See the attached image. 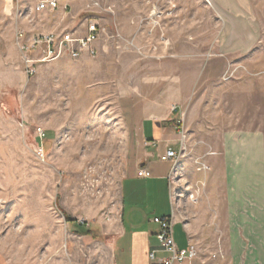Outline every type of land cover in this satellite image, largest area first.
Masks as SVG:
<instances>
[{
    "label": "rangeland",
    "instance_id": "rangeland-1",
    "mask_svg": "<svg viewBox=\"0 0 264 264\" xmlns=\"http://www.w3.org/2000/svg\"><path fill=\"white\" fill-rule=\"evenodd\" d=\"M66 2L70 13L38 16L0 0V264H121L120 225L170 205L167 185L149 197L143 180L122 184L146 158L147 106H177L184 163L205 155L211 166L201 216L226 231L240 165L226 175L225 146L264 157V0ZM87 16L108 29L98 56L34 64L29 77L17 30L61 32Z\"/></svg>",
    "mask_w": 264,
    "mask_h": 264
},
{
    "label": "crops",
    "instance_id": "crops-1",
    "mask_svg": "<svg viewBox=\"0 0 264 264\" xmlns=\"http://www.w3.org/2000/svg\"><path fill=\"white\" fill-rule=\"evenodd\" d=\"M147 107V116L142 119L141 133L148 140V148L146 158L141 162L139 169L149 170L152 176L141 178L132 172L122 184L143 180L149 197L161 196L167 185L170 205L160 210V213L158 211L154 213L147 223L139 215H134L130 229L120 223L117 243L127 236L130 241L129 248L123 249L121 264H153L149 261L148 254L150 250L158 247L155 234L158 233L159 227L152 221L155 217L172 216L171 190L168 183L172 163L162 162L159 157L168 149L179 150L178 116L166 104L160 107ZM237 145L247 147L244 141ZM233 146V144L225 146L226 175L229 178L235 177L233 167L235 163L239 164L237 181L240 184L230 185L226 191L225 220L228 225L226 231L207 230L211 228V220L206 223L205 218L201 216L204 206H207L203 201L205 197L209 204L211 202V191L208 192L207 189L211 171L198 173L194 170L193 160L188 167L184 161L181 164L184 177L187 171L190 173L188 178L182 180V184L186 181L193 184L204 181L206 186L197 204L192 205L187 201L183 208H178L175 212L173 235L177 247L186 249L190 244H195L198 248L197 258L176 264H264V157L258 152L236 156ZM148 149H153L154 152H149ZM206 161L208 162L207 158ZM149 207L151 208V205ZM209 207L212 208L211 205ZM207 241L211 242L209 247L205 245ZM220 253L225 259L220 258ZM169 256L164 252H157L158 258Z\"/></svg>",
    "mask_w": 264,
    "mask_h": 264
},
{
    "label": "built area",
    "instance_id": "built-area-1",
    "mask_svg": "<svg viewBox=\"0 0 264 264\" xmlns=\"http://www.w3.org/2000/svg\"><path fill=\"white\" fill-rule=\"evenodd\" d=\"M18 6L28 2L29 10L36 15L52 14L62 11L70 13V4L66 0H16ZM84 22L78 28H67L61 32H38L34 36L29 37L26 32L17 30L16 44L22 54L23 61L28 66L27 74L29 77L34 76L36 69L34 64H45L57 61L60 58L67 57L70 59H81L87 55L89 57H97L99 54L98 43L106 41L109 33L107 28L102 24L101 20L96 17L87 16ZM36 54L34 58L32 55ZM232 75V74H231ZM230 75V76H231ZM230 76H225L229 78ZM177 106L172 107V112L177 110ZM37 137L41 140L45 139L46 132L42 128H37ZM179 150L168 149L160 160L162 162L172 163L169 174V185L172 200V216L155 217L153 223L159 227L158 233L155 234L158 247L149 251L148 258L153 264H176L183 263L187 260H194L198 256V248L195 244H190L186 249H179L174 238L175 212L178 198L187 199L191 204H197L202 194L206 182L199 181L195 184L189 181L182 184L184 173L181 170V164L189 152L187 143V133L181 120L178 121ZM194 170L198 173H207L211 171V166L206 161V156H200L193 159ZM138 176L141 178H150L152 173L145 168L138 170ZM181 184H180V183ZM157 252L169 254V257L158 258Z\"/></svg>",
    "mask_w": 264,
    "mask_h": 264
},
{
    "label": "trees",
    "instance_id": "trees-1",
    "mask_svg": "<svg viewBox=\"0 0 264 264\" xmlns=\"http://www.w3.org/2000/svg\"><path fill=\"white\" fill-rule=\"evenodd\" d=\"M79 233H83V234H89L90 232H89V230H87V231H85V232H79Z\"/></svg>",
    "mask_w": 264,
    "mask_h": 264
}]
</instances>
